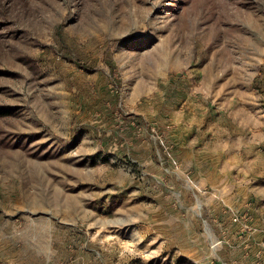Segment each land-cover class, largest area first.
I'll list each match as a JSON object with an SVG mask.
<instances>
[{"label": "rangeland", "instance_id": "obj_1", "mask_svg": "<svg viewBox=\"0 0 264 264\" xmlns=\"http://www.w3.org/2000/svg\"><path fill=\"white\" fill-rule=\"evenodd\" d=\"M0 264H264V0H0Z\"/></svg>", "mask_w": 264, "mask_h": 264}]
</instances>
